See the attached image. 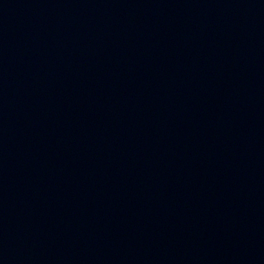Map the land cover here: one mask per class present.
<instances>
[{
    "label": "water",
    "instance_id": "water-1",
    "mask_svg": "<svg viewBox=\"0 0 264 264\" xmlns=\"http://www.w3.org/2000/svg\"><path fill=\"white\" fill-rule=\"evenodd\" d=\"M0 264H264V0H0Z\"/></svg>",
    "mask_w": 264,
    "mask_h": 264
}]
</instances>
